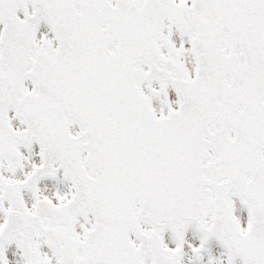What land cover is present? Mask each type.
I'll use <instances>...</instances> for the list:
<instances>
[{
    "label": "snow or ice",
    "instance_id": "snow-or-ice-1",
    "mask_svg": "<svg viewBox=\"0 0 264 264\" xmlns=\"http://www.w3.org/2000/svg\"><path fill=\"white\" fill-rule=\"evenodd\" d=\"M0 264H264V0H0Z\"/></svg>",
    "mask_w": 264,
    "mask_h": 264
}]
</instances>
